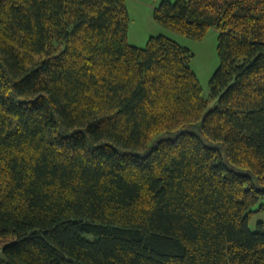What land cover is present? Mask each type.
<instances>
[{
	"label": "trees",
	"instance_id": "trees-1",
	"mask_svg": "<svg viewBox=\"0 0 264 264\" xmlns=\"http://www.w3.org/2000/svg\"><path fill=\"white\" fill-rule=\"evenodd\" d=\"M125 1L0 0V264H264V0Z\"/></svg>",
	"mask_w": 264,
	"mask_h": 264
},
{
	"label": "rangeland",
	"instance_id": "rangeland-1",
	"mask_svg": "<svg viewBox=\"0 0 264 264\" xmlns=\"http://www.w3.org/2000/svg\"><path fill=\"white\" fill-rule=\"evenodd\" d=\"M161 1L163 0L125 1L129 19L127 31L128 43L135 47L143 48L150 36L164 35L180 46L190 50L193 54L190 60V67L198 78L204 96H207L209 80L219 64L217 55L218 31L215 28H210L204 39L195 40L160 26L153 20L152 14ZM168 1L174 2L175 0ZM214 105L215 102H211L207 110L212 109ZM258 222L264 223V206L262 210L254 213L249 219L248 227L250 231H255L256 223Z\"/></svg>",
	"mask_w": 264,
	"mask_h": 264
}]
</instances>
